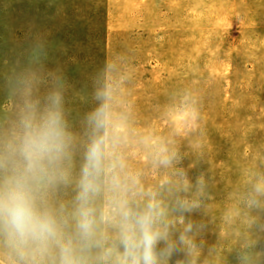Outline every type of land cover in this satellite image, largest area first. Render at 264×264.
Masks as SVG:
<instances>
[{"label": "rangeland", "instance_id": "374dc122", "mask_svg": "<svg viewBox=\"0 0 264 264\" xmlns=\"http://www.w3.org/2000/svg\"><path fill=\"white\" fill-rule=\"evenodd\" d=\"M53 93L73 143L67 181L42 189L43 200H75L90 139H106L92 264H119L125 202L157 205L158 264H264V194L255 192L264 186V0H0V150L28 106L43 112ZM99 109L97 133L89 118ZM191 133L198 143L224 138L233 153L220 175L205 170L206 191L220 196L199 205L183 179ZM74 210L61 217L74 223ZM6 250L0 264H10Z\"/></svg>", "mask_w": 264, "mask_h": 264}, {"label": "clouds", "instance_id": "9594fccd", "mask_svg": "<svg viewBox=\"0 0 264 264\" xmlns=\"http://www.w3.org/2000/svg\"><path fill=\"white\" fill-rule=\"evenodd\" d=\"M28 107L20 132L0 150V242L18 254L21 264H92V250L99 246L94 202L104 183L106 139L93 135L85 150L70 224L39 196L42 189L67 181L64 166L71 158L73 137L64 121L61 96L50 95L43 112H37L35 104ZM89 121L97 133L102 131L103 109ZM255 192L264 194V186L257 185ZM156 208L154 203L145 209L126 202L119 206V264H158L163 237Z\"/></svg>", "mask_w": 264, "mask_h": 264}, {"label": "trees", "instance_id": "16d2710c", "mask_svg": "<svg viewBox=\"0 0 264 264\" xmlns=\"http://www.w3.org/2000/svg\"><path fill=\"white\" fill-rule=\"evenodd\" d=\"M255 64L257 65V67H259L260 65L257 63ZM200 74H203V73H200ZM200 74H196V75L190 74L189 77L194 81L195 84H197L201 80L198 77ZM206 74L208 75L209 73H206ZM210 89L211 88L209 87L206 88L205 89L206 93H208ZM202 95H203V92H195V93L193 92L190 99L193 100V102H199ZM232 98L233 96H231L230 99ZM219 101H220L219 102L220 106L227 107L228 105H230L229 101L224 103L221 100V98L219 99ZM206 111H207L206 109H202L201 112L202 114H204ZM260 114L261 112H256V115H260ZM231 116L235 118L238 116V114L232 112ZM189 137L187 138L188 139L187 142H183V144L185 143L188 144L189 148L192 150L193 160L192 162L190 161L188 163L182 162V168L187 175V178L185 177L183 179H187L189 181L191 197L193 198V201L195 200L199 205V204H204L206 202V199L208 198L218 199L220 196L217 190L216 192H213L212 194H208V192L206 191L207 184H209V182L212 183L214 180H213V177H210V174H209L210 178H207V176L205 175V170L213 166L214 173L216 172L217 173L216 175H220L221 173H223L224 168H227L228 164L231 163L233 153L230 155L227 152H225L224 143L226 140L224 138L218 139L215 142V140H213V138H211L210 136V137L205 138L203 142L198 143L195 137V134L191 133ZM254 143L255 142H252L251 146ZM209 147H211L210 150H209ZM214 152L216 154L215 158L213 157ZM204 177L205 179H203ZM211 196H213V198ZM40 202L43 205L51 207L53 212H55V214L59 217H61L63 214L66 215L65 213H68L67 210H69L70 207H72V205L75 206V200H73V198H62L59 196L46 197L44 200L43 198L40 197ZM97 204L98 203L95 201L94 206L96 207ZM0 245L2 246L4 252L9 253L6 250L7 248H10L9 246H7L5 243H2V242H0ZM12 251H13L12 256H10V254H7L8 256H5V257H8L6 258L8 259L7 261L10 264H14V263L21 264L20 257L18 256V254L14 250ZM5 257H1V258H5Z\"/></svg>", "mask_w": 264, "mask_h": 264}]
</instances>
